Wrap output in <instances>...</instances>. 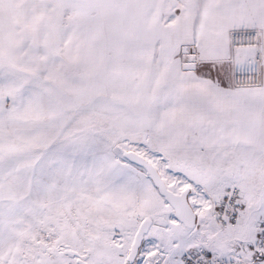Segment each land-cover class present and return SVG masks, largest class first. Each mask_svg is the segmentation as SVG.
Instances as JSON below:
<instances>
[{
    "label": "snow or ice",
    "instance_id": "1",
    "mask_svg": "<svg viewBox=\"0 0 264 264\" xmlns=\"http://www.w3.org/2000/svg\"><path fill=\"white\" fill-rule=\"evenodd\" d=\"M0 264H264V0H0Z\"/></svg>",
    "mask_w": 264,
    "mask_h": 264
}]
</instances>
